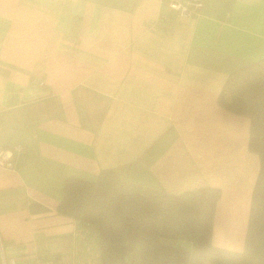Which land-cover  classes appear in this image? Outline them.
<instances>
[{"label":"crops","instance_id":"crops-1","mask_svg":"<svg viewBox=\"0 0 264 264\" xmlns=\"http://www.w3.org/2000/svg\"><path fill=\"white\" fill-rule=\"evenodd\" d=\"M195 1L184 17L168 0H0V146H21L0 167V250L16 264L87 263L95 231L58 205L67 178L105 170L219 189L213 243L242 250L261 158L221 93L264 58V0Z\"/></svg>","mask_w":264,"mask_h":264},{"label":"trees","instance_id":"trees-1","mask_svg":"<svg viewBox=\"0 0 264 264\" xmlns=\"http://www.w3.org/2000/svg\"><path fill=\"white\" fill-rule=\"evenodd\" d=\"M221 104L250 120L249 150L261 158L241 251L213 243L221 191L146 190L105 170L64 181L58 210L94 229L98 264H264V58L232 72Z\"/></svg>","mask_w":264,"mask_h":264},{"label":"built area","instance_id":"built-area-1","mask_svg":"<svg viewBox=\"0 0 264 264\" xmlns=\"http://www.w3.org/2000/svg\"><path fill=\"white\" fill-rule=\"evenodd\" d=\"M168 6L170 9L178 12L184 17L192 16L198 11L202 4L195 0H168ZM155 22L154 27L157 25ZM21 151L20 145H15L11 148H5L0 146V167L5 170H14V156ZM92 247V246H88ZM1 264H16V259L13 257H7L2 246L0 250Z\"/></svg>","mask_w":264,"mask_h":264},{"label":"rangeland","instance_id":"rangeland-1","mask_svg":"<svg viewBox=\"0 0 264 264\" xmlns=\"http://www.w3.org/2000/svg\"><path fill=\"white\" fill-rule=\"evenodd\" d=\"M93 238V235H91ZM89 237V236H88ZM96 240L92 239L90 240V243L93 244L94 243V247L92 246L91 248H87L86 250V260L85 262H87L86 264H98V250H97V246H96ZM91 257V258H90ZM250 262L251 264H254L255 263V260L254 259H250Z\"/></svg>","mask_w":264,"mask_h":264}]
</instances>
